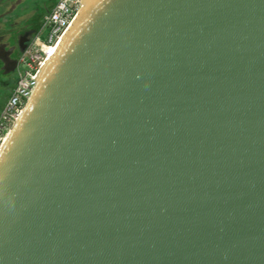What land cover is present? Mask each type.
Instances as JSON below:
<instances>
[{
    "label": "water",
    "instance_id": "water-1",
    "mask_svg": "<svg viewBox=\"0 0 264 264\" xmlns=\"http://www.w3.org/2000/svg\"><path fill=\"white\" fill-rule=\"evenodd\" d=\"M36 76L0 264H264V0H81Z\"/></svg>",
    "mask_w": 264,
    "mask_h": 264
},
{
    "label": "built area",
    "instance_id": "built-area-1",
    "mask_svg": "<svg viewBox=\"0 0 264 264\" xmlns=\"http://www.w3.org/2000/svg\"><path fill=\"white\" fill-rule=\"evenodd\" d=\"M80 7L81 0H57L20 51L14 87L0 109V150L37 84V73L69 29Z\"/></svg>",
    "mask_w": 264,
    "mask_h": 264
},
{
    "label": "rangeland",
    "instance_id": "rangeland-1",
    "mask_svg": "<svg viewBox=\"0 0 264 264\" xmlns=\"http://www.w3.org/2000/svg\"><path fill=\"white\" fill-rule=\"evenodd\" d=\"M56 1L0 0V37H2V41L8 42L9 39L24 31L31 32L32 36L40 26L43 16L52 9ZM13 81H15V77ZM2 106L3 103L0 104V109Z\"/></svg>",
    "mask_w": 264,
    "mask_h": 264
},
{
    "label": "flooded vegetation",
    "instance_id": "flooded-vegetation-1",
    "mask_svg": "<svg viewBox=\"0 0 264 264\" xmlns=\"http://www.w3.org/2000/svg\"><path fill=\"white\" fill-rule=\"evenodd\" d=\"M31 36V32L24 31L22 34L3 42L0 37V104L5 103L17 77V59L20 53V46L25 45Z\"/></svg>",
    "mask_w": 264,
    "mask_h": 264
}]
</instances>
